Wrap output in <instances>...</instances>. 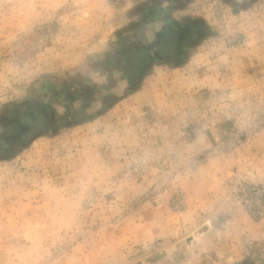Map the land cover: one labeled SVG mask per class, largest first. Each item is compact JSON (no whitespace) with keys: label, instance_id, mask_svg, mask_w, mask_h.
Returning <instances> with one entry per match:
<instances>
[{"label":"rangeland","instance_id":"374dc122","mask_svg":"<svg viewBox=\"0 0 264 264\" xmlns=\"http://www.w3.org/2000/svg\"><path fill=\"white\" fill-rule=\"evenodd\" d=\"M0 264H264V0H0Z\"/></svg>","mask_w":264,"mask_h":264}]
</instances>
